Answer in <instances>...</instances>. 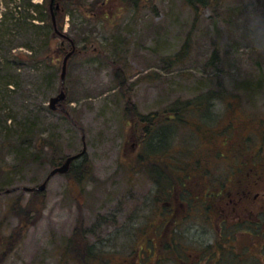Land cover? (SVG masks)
Here are the masks:
<instances>
[{"label": "rangeland", "instance_id": "rangeland-1", "mask_svg": "<svg viewBox=\"0 0 264 264\" xmlns=\"http://www.w3.org/2000/svg\"><path fill=\"white\" fill-rule=\"evenodd\" d=\"M16 1L0 0V21ZM60 2L70 10L56 18L65 39L50 40L45 24L30 21L51 14L39 8L0 35V68L7 54L56 52L0 73V264H101L99 253L120 262L139 248L158 252L172 231L190 247L212 244L214 225L196 213L177 229L164 223L174 183L164 168L202 160L209 183L229 173L226 162H238L218 161L210 137L231 122L240 129L226 140L264 158V0H213L198 10L188 0ZM62 89L66 113L50 109ZM84 149L72 172L51 177L45 191L23 190L40 187L55 160ZM257 234L248 264L264 261ZM226 253L220 264H231Z\"/></svg>", "mask_w": 264, "mask_h": 264}, {"label": "flooded vegetation", "instance_id": "flooded-vegetation-1", "mask_svg": "<svg viewBox=\"0 0 264 264\" xmlns=\"http://www.w3.org/2000/svg\"><path fill=\"white\" fill-rule=\"evenodd\" d=\"M59 1L55 0L51 7L55 14H61L65 11ZM58 5L59 9L57 8ZM253 149L250 145L236 149L234 143H230L229 147L223 150L219 149L216 158H223L224 160L232 158L238 163L233 165L226 162L231 167L230 172L221 176L214 174L211 177L213 179L211 184L216 189L214 192H208L210 187L207 185L210 184L211 179L201 176L200 167L188 168L187 174L176 176V178L178 177L177 185L171 188L169 192L171 198L165 205L167 220L177 222L178 225L184 224L185 220L195 215L194 213L203 220L202 222L206 221V224L214 225L215 236L212 244L220 245L222 240L226 242L231 231L227 233L222 231L223 226L228 228L240 226L243 228L244 232L239 234L237 244L245 242L246 239H248L249 244L245 247L234 244L235 249L244 250L239 252L240 257L235 256L234 264H237L238 260L247 262L251 259L252 242L250 243L249 239L252 228L264 229V159L257 162L259 155L255 153L259 151L252 153L251 150ZM237 151H239V156H237ZM223 152H227V154ZM216 177H219L217 180L220 181V184L217 182L218 185H216ZM171 193L173 194L171 195ZM197 229L200 228L197 227ZM261 232L262 236L258 237L261 239L260 242L264 243L263 230ZM243 238L245 240L241 241ZM200 259L197 256L195 261L198 262Z\"/></svg>", "mask_w": 264, "mask_h": 264}, {"label": "trees", "instance_id": "trees-1", "mask_svg": "<svg viewBox=\"0 0 264 264\" xmlns=\"http://www.w3.org/2000/svg\"><path fill=\"white\" fill-rule=\"evenodd\" d=\"M47 2L41 6H38V5H35V4H32V0H28L29 4L27 7L26 5L24 6L23 5V2L20 0V2H18V0L16 1V4L20 3V6L19 7H14V10L15 11H11V15H8L7 13L3 16V19L0 21V35H2L4 33V30H7L9 26H12L13 24L16 25H22L23 22H26L28 21V17H23V12H26L27 9L30 10L31 12L36 9L38 10L39 9H42V10H47L48 12L50 11V0H46ZM63 2V0H61ZM213 0H188V3L190 6H192L193 8H195L196 10H198L199 7L201 6H204V7H209L211 5ZM15 3V2H14ZM49 6V8H48ZM64 10L67 11V13L70 12L69 8L67 9L65 6H63ZM17 9H19L21 11L20 14H22L21 16V19H19V17L17 16L16 17V14L17 13ZM47 16H43L41 18H32L30 19V21H41L43 24L46 25L47 28H49V30L51 31V37H50V40H53L54 38V34H55V29H54V25H53V21H52V16L51 14L49 13H46ZM58 16V14H56V17ZM58 18V17H57ZM26 19V20H25ZM58 22V21H57ZM1 45V44H0ZM2 46V45H1ZM4 48V47H3ZM47 55H43V56H39V55H35L33 51H30L28 54H23V53H18V54H15L14 56L13 55H8L7 52L5 54H7V56H5V59L2 58V66H1V70H0V73H4L7 72V68L9 67V65L14 61V62H18L21 61L23 63H25L26 61L28 63H31V64H35L37 62H41V61H46L48 59H50L52 57V54L53 53H56V52H51V49L50 47L47 49ZM1 58V57H0ZM1 74H0V78H1ZM5 87H8L9 84H6L5 83ZM176 116L173 117H170V121L171 120H176ZM229 128L226 129V130H222V131H219V132H214L212 137H210V139H212L210 142H211V148H212V152L216 155L218 151L220 150H223L224 148H227L229 147L230 145V141L226 140V138L229 139V137H233L234 134L236 133V131L238 129H240V125L239 127L233 122H231L228 126ZM244 128V127H243ZM148 133V132H147ZM233 133V136L232 134ZM160 135H165V132L162 131L159 133ZM264 134V132H263ZM161 138V137H160ZM224 139V141L222 142H219L217 141L218 139ZM234 140V137L232 138ZM32 140V139H31ZM164 141V139H163ZM161 141L159 142L158 144H164V142ZM30 139L27 140L26 143L24 144H27V143H30ZM157 146V144H155ZM228 145V146H226ZM162 148V147H161ZM220 149V150H219ZM260 150H263L264 152V143L263 145H261L260 147ZM252 153H255L256 151H259L258 148H254L253 150H251ZM249 151V152H251ZM224 153V152H223ZM255 154H258V153H255ZM223 159V158H221ZM221 159L217 158L218 161H221ZM264 158L262 157H257V162L263 160ZM65 160V159H64ZM64 160L62 158H58L57 160L54 161V164L56 167L58 166H61L62 165V162H64ZM169 165V164H168ZM172 165V164H171ZM201 166H198L200 167V169L202 170V175L201 176H204L206 175L205 174V169L208 168V167H205L203 164H202V160H201ZM73 170V164L70 168V171L68 172L69 174L72 172ZM164 170L167 172V171H170L173 175V180H174V183L172 184V187H175V185H177V178L176 176H182L184 174H187L188 173V166H184L183 168L181 166H178V165H172V167L170 166H166L164 168ZM156 172V170L154 171V173ZM207 174L209 175V168L206 170ZM68 173L66 175H68ZM163 174L161 173V178ZM213 176V175H212ZM161 178H158V180H162ZM164 178H165V174H164ZM170 179H172L170 177ZM207 179V177H206ZM158 180H157V183H158ZM218 180H216V185L220 184V181L218 182ZM213 183V182H212ZM223 183V182H222ZM210 185V186H209ZM207 186H209L210 188H208V192H214L216 189L215 187L213 186V184H209ZM222 186V185H221ZM171 187V188H172ZM216 198H217V195H216ZM207 213V212H206ZM208 215V213H207ZM165 218V224L170 225V226H173L174 228L177 229L178 227V223L177 222H172L170 220H167V217H164ZM255 230H260V228H255L253 227L252 228V232L255 231ZM263 230V233H264V229ZM262 230H260V234L262 235ZM222 231H225L226 233L228 231H231L229 232L230 235L228 236L226 242H224L223 240L221 241L220 245H216V244H206V245H202L201 247L200 246H193V247H190L188 245H184L182 243H179L178 240L176 239V232H171V236H172V239L170 242H167V246L166 247H163L161 249L158 250L157 252V247L154 246L152 248H150V251L147 250L146 248H139V249H135L136 251L130 255H128V258L126 259H123L122 261L120 262H115L113 259L111 258H107L106 255L104 253H99L100 254H103L102 257H101V264H152V259L155 260V262H153V264H162V263H165L169 261V263L171 264H207V263H214V264H220L222 263L225 259H226V252H229L228 254L230 255V261L231 264H234L235 262V256L236 257H240V253L238 252L240 249H235L233 246L235 244H237L238 242V236L241 232H244V229L241 228L240 226L238 227H234V228H228L227 226H223L222 227ZM146 233V232H144ZM257 233V232H256ZM147 235V234H145ZM161 235V234H160ZM158 235V236H160ZM258 236V234H257ZM147 237V236H146ZM160 238H164L163 236H160ZM222 239V238H221ZM148 242V241H147ZM233 243V244H232ZM259 247H261V251H263L264 249V243L262 242H259ZM150 244H155L157 245L156 241L153 242L150 241ZM149 245V244H148ZM241 245V243H238L237 246ZM240 247H243V245H241ZM245 247V246H244ZM93 249V247H92ZM92 249H89L87 251V256H90L92 258H94V256L92 255L93 251ZM228 250V251H227ZM244 251V250H243ZM241 251V252H243ZM252 253V251H251ZM250 253V254H251ZM94 254V253H93ZM192 254V255H191ZM98 255V256H99ZM200 257L201 261L198 260L195 261L196 257ZM104 261V263L102 262ZM216 261V262H215ZM242 264V262H244V264H248V262H245L244 260H238V263ZM93 263L96 264V260H93L92 261ZM260 263V262H259ZM236 264V263H235ZM261 264H264V261L261 260Z\"/></svg>", "mask_w": 264, "mask_h": 264}, {"label": "water", "instance_id": "water-1", "mask_svg": "<svg viewBox=\"0 0 264 264\" xmlns=\"http://www.w3.org/2000/svg\"><path fill=\"white\" fill-rule=\"evenodd\" d=\"M53 23H54L55 30H56L57 34H59L60 36L64 37V35L57 28L56 18H55L54 15H53ZM74 52H75V49L72 52L68 53L67 56L64 59L63 68H62V75H61V80H62L63 84L65 83L66 76H67V69H68L69 59L74 54ZM62 88H64V87H62ZM65 100H66V93L62 89L61 93L58 96L53 97L51 99L50 108L52 110H56L58 108V105H60ZM61 109L65 111L63 106H61ZM85 151H86V149H84L81 154L69 157L63 165L53 169L52 172L50 173L49 177L47 178V180L40 187H38V188L24 187L23 190L26 191V192H32V191H35V190H38V191L42 192V191L46 190L47 183L50 180V178L55 176V175H58V174H66V173H68V171L70 169V166H71V163L74 160L78 159L82 154H84ZM17 190L18 189L9 190L7 193L15 192Z\"/></svg>", "mask_w": 264, "mask_h": 264}]
</instances>
